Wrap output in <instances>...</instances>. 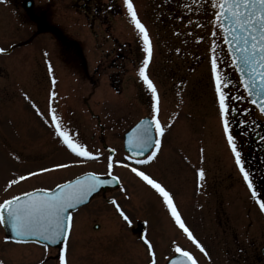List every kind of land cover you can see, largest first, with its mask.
I'll use <instances>...</instances> for the list:
<instances>
[{"label": "rangeland", "instance_id": "1", "mask_svg": "<svg viewBox=\"0 0 264 264\" xmlns=\"http://www.w3.org/2000/svg\"><path fill=\"white\" fill-rule=\"evenodd\" d=\"M24 1L0 0V48L9 51L0 54V201L33 188L53 187L82 172H106L107 152L101 142L114 150L115 161L124 160L122 132L139 118H150L151 96L138 76L143 43L123 0H93L85 7L73 0H29L27 12ZM201 1H180L185 4L182 13L171 10L176 0H131L151 38L152 57L146 74L159 95V119L164 125L171 121L157 158L145 171L172 192L182 219L207 256L176 229L151 189L129 169L116 166L113 174L120 186L106 196L117 201L130 223L100 196L92 199L73 215L68 264H148L140 232L153 244L156 264L174 254L173 241L192 251L199 264H248L246 253H258L264 245V216L223 135L209 63L214 41L222 58L228 57L221 35L211 23L210 6L205 11L207 0ZM213 32L218 34L213 36ZM18 41L25 45L11 46ZM221 71L233 81L229 94L244 95L230 64ZM52 91L56 96L50 100ZM33 102L44 116L36 114ZM50 103L66 128L78 133L99 158L40 173L5 191L6 183L15 176L75 159L45 123ZM229 104L235 114L258 121L264 135V118L246 99L230 100ZM228 119L254 190L257 177L253 178L251 169L258 162L257 150L240 125L232 124L231 112ZM198 169L205 172L199 186ZM1 236L0 229L3 264H43L45 259L47 264H57L54 250L5 243Z\"/></svg>", "mask_w": 264, "mask_h": 264}, {"label": "snow or ice", "instance_id": "2", "mask_svg": "<svg viewBox=\"0 0 264 264\" xmlns=\"http://www.w3.org/2000/svg\"><path fill=\"white\" fill-rule=\"evenodd\" d=\"M198 3V0H193ZM127 9L131 24L139 34V39L143 43V63L138 69V76L147 88L151 96L150 118L141 119L127 132L126 147L129 155L124 160L115 161L110 154L107 158L104 173L95 171L82 172L73 178L65 179L56 183L50 188H33L29 191H22L18 194L10 195L0 201V225H5L11 236H5V243L14 239L17 244L28 242V238L36 237L44 244L45 252L49 246L61 244L58 247L56 256L53 259L57 264H68L67 241L72 229V210L88 202L90 196L96 193L103 186L119 185L118 176L113 174L116 166L124 167L134 174V176L149 189H151L174 223L176 229L195 247L199 253L207 256V251L199 242L194 233L186 225L178 208L174 202L172 192L159 180L142 170L141 167L153 162L161 149L162 137L166 127H171V121L167 125L161 123L159 119V95L154 83L146 74V68L152 57L151 38L146 26L139 20L131 0H123ZM210 10L213 14L211 23L221 35L224 46H226L227 59H223V53H218V43L213 42L209 56L211 80L214 86L216 99L219 105V118L223 126V135L235 163L239 169L243 181L247 185L253 200L259 206V210L264 213V200L257 198L256 191L253 190V182L250 175L242 163L241 152L238 151L233 134L229 128L228 113L235 110L230 106L229 101H239L251 99L253 105L259 107V111L264 114V0H207L204 10ZM218 33L213 32L216 36ZM200 37H197L199 42ZM6 50L0 48V53ZM46 55V53H45ZM230 64L231 68L238 74L239 86L244 95H230L228 89L233 85V81L226 72L221 71V67ZM49 76H53L51 65H48ZM55 85V79L51 80ZM56 93H50V100L54 99ZM25 99H30L25 96ZM32 108L37 115L44 116L38 106L33 102ZM234 118V117H233ZM53 129L54 136L60 144L75 159L68 163H57L51 168H41L38 172H27L10 179L4 190L8 191L13 185L27 180L29 177L40 173L67 169L74 165H79L87 161H94L99 158V154L88 149L86 144L78 138V133L74 134L66 128L56 114L55 109L49 104L48 115L44 117ZM154 133V135H153ZM113 153V149H109ZM132 161L133 163H126ZM197 184L204 180L205 172L198 169L196 172ZM121 191H126L121 188ZM120 218L130 223L129 217L122 210L115 199L109 201ZM146 246L148 264H156L155 249L147 236L141 237ZM171 251L175 254L170 258L169 264H199L196 255L175 241L172 242ZM3 264V261H0ZM47 264V261L43 262Z\"/></svg>", "mask_w": 264, "mask_h": 264}, {"label": "flooded vegetation", "instance_id": "3", "mask_svg": "<svg viewBox=\"0 0 264 264\" xmlns=\"http://www.w3.org/2000/svg\"><path fill=\"white\" fill-rule=\"evenodd\" d=\"M87 3L90 2L91 0H86ZM82 6H84V4H81ZM31 6L29 9H24V11H30ZM24 42L22 41H18L17 44H12L13 47H22L24 46ZM100 136L102 135V128L99 132ZM100 139L102 140V138L100 137ZM258 162L254 163L255 168L254 171L258 174L257 177L260 179L258 182L260 183L258 187L257 191V198H260L262 200H264V152H261V158L257 160ZM262 176V177H261ZM3 241V240H2ZM264 244V243H263ZM264 245L261 247L263 248ZM261 248L258 250V253H255L253 251H250V253H246V257L244 258V261L248 262V264H264V257L262 256V254L260 253Z\"/></svg>", "mask_w": 264, "mask_h": 264}, {"label": "water", "instance_id": "4", "mask_svg": "<svg viewBox=\"0 0 264 264\" xmlns=\"http://www.w3.org/2000/svg\"><path fill=\"white\" fill-rule=\"evenodd\" d=\"M25 6L28 7V6H29V3H26ZM237 76H238V74H237ZM248 101L252 104L251 99H248ZM254 106H255V107L258 109V111H259V107H258L257 105H254ZM259 112H260V111H259ZM260 113H261V112H260ZM261 114H262V113H261ZM262 115L264 116V114H262ZM129 131H130V130H129ZM126 142H127V133L124 135V138H123V144H124V150H125L126 152H128L127 147H126ZM128 153H129V152H128ZM115 187H117V185H107V186H103V187H102L101 189H99L96 193H94L92 196L89 197L87 203L78 206V208L81 207V206H83V205L88 204V203H89L94 197L98 196L99 194L104 193L105 191H107V190H109V189H111V188H115ZM75 210H76V209H75ZM75 210H72V212L75 211ZM1 226H2V228H3V231H4L5 236H6V235L11 236L10 230H9L5 225H1ZM14 239H15V238H13L11 241L14 242ZM28 242H32V243H35V244H38V245H42V246H44V244L46 243V242L40 241L39 238H36V237L28 238ZM28 242H26V243H28ZM60 246H61V244H58V245H55V246H49V247H51V248H58V247H60ZM173 257H174V256H173ZM171 258H172V257H171ZM169 260H170V259H169ZM169 260H168L165 264H169Z\"/></svg>", "mask_w": 264, "mask_h": 264}]
</instances>
